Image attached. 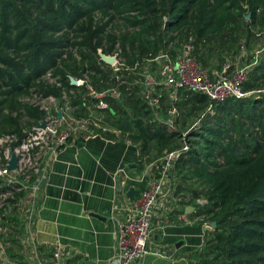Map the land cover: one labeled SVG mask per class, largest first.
I'll list each match as a JSON object with an SVG mask.
<instances>
[{
	"label": "trees",
	"instance_id": "trees-1",
	"mask_svg": "<svg viewBox=\"0 0 264 264\" xmlns=\"http://www.w3.org/2000/svg\"><path fill=\"white\" fill-rule=\"evenodd\" d=\"M231 27L264 33V0H0V138L15 137V147L27 139L44 116L31 103L35 98L65 96L73 117L86 119L87 91L73 85L71 76L89 70L96 74L93 81L103 78L89 62L96 56L106 66L100 51L114 55L120 47L132 62L142 63L161 52L162 35L204 41ZM74 50L89 62L87 68L80 67ZM131 87L128 96L127 86H121L123 106L109 100L110 108L103 112L104 123L120 135H102L137 146L140 160L154 164L158 176L163 156L188 144L177 166L198 185L191 204L208 202L190 217L217 223L206 233L207 247L195 264H264V94L234 97L209 110L207 96L181 89L177 105L182 116L171 129L153 119L139 88ZM243 87L246 92L264 90V45ZM168 108L164 104L165 112ZM203 113L200 126L192 129ZM9 193L19 196L12 186L0 188V195Z\"/></svg>",
	"mask_w": 264,
	"mask_h": 264
},
{
	"label": "built area",
	"instance_id": "built-area-1",
	"mask_svg": "<svg viewBox=\"0 0 264 264\" xmlns=\"http://www.w3.org/2000/svg\"><path fill=\"white\" fill-rule=\"evenodd\" d=\"M262 52L263 48L260 53ZM144 62L155 65L156 72L144 68L137 73L136 80L132 79L129 85L139 88L141 99L151 110L153 119L168 125L171 129L177 128V121L182 116L177 105L181 101L179 96L181 89L207 96L210 101L209 110L213 108V104L224 103L234 97L245 98L255 93L264 94V90L244 91L243 86L248 81L252 70L248 65L236 67L233 70H229L226 66L220 73H210L202 67L195 54L192 39L183 44L175 56L161 51L156 57ZM71 82L78 87H85L90 104L87 107L89 116L86 119L76 120L71 114L75 122L79 124L78 128L69 129L65 122L67 115L62 109H56L57 102L61 99L35 98L31 100V103L44 112L39 125L44 120L47 123L46 128L40 130L36 126L33 132L28 133L27 139L16 147L13 146V143L17 141L15 137L0 138V147L3 148V152L0 151V188L12 186L19 194L18 197L10 193L0 195V211H4L3 218L14 207H24L22 240L26 250L29 251V264H65L66 252L63 249L60 247L54 249L51 258L44 259L39 253L36 242L37 208L41 192L48 180L51 162L69 141L76 137L77 129L80 131L78 136L112 133L111 128L104 123L103 112L110 108L109 100L117 101L121 106L125 101L121 86L127 82L101 90L96 89L85 79L71 80ZM165 96L169 104L166 112L163 104ZM65 99L64 96L61 101L65 102ZM48 107H54L55 110L51 113ZM204 117L205 113L201 114L192 129L199 127ZM192 129L190 128L189 131ZM189 131L184 133L186 140ZM115 134L118 133L115 132ZM188 149V144L185 143L182 149L166 153L160 161L161 175L152 174L134 200L125 204L119 203L118 210L122 213V218L119 225L117 252L111 264H137L148 255L164 257L163 254L151 250L150 243L157 232L167 227L169 218L180 210V200L176 198L180 180L173 171ZM13 154L18 160L16 169L12 171L9 165ZM10 196L14 200L13 204L9 202ZM207 203L205 199L197 200L196 206L192 207V212L194 213L198 207H203ZM190 207L183 209L181 220H186L187 210ZM3 227L0 218V240L4 233ZM206 228L208 231L213 229L210 223H207ZM0 264L18 263L11 260L5 248H2Z\"/></svg>",
	"mask_w": 264,
	"mask_h": 264
},
{
	"label": "crops",
	"instance_id": "crops-1",
	"mask_svg": "<svg viewBox=\"0 0 264 264\" xmlns=\"http://www.w3.org/2000/svg\"><path fill=\"white\" fill-rule=\"evenodd\" d=\"M102 134L76 136L50 164L35 224L36 242L44 259L51 258L58 247L66 252L65 264H111L116 256L122 218L118 205L131 201L125 196L130 188L139 192L147 184L155 165L141 161L138 147L129 141L107 140ZM118 182L124 190L121 196L116 195ZM23 208L14 207L3 217L0 249L5 248L14 262L29 264V251L22 240ZM182 213L180 208L151 240L150 249L164 257L148 255L137 264L198 261V254L207 247L209 222L191 218L193 212L181 220Z\"/></svg>",
	"mask_w": 264,
	"mask_h": 264
},
{
	"label": "rangeland",
	"instance_id": "rangeland-1",
	"mask_svg": "<svg viewBox=\"0 0 264 264\" xmlns=\"http://www.w3.org/2000/svg\"><path fill=\"white\" fill-rule=\"evenodd\" d=\"M187 37L188 35L185 36L180 34H170L168 36L162 35L161 51L172 54L175 51L177 52L181 48V45L183 43L185 44L188 42V40L192 39L197 57L202 61V64H204V68L210 73H220L226 66L229 68V70H233L236 67L246 65L250 66L252 69L256 65L255 62L257 61V59H260V51L264 45V33L260 31L258 32L255 30H249L245 27L241 29L231 27L223 34L208 38L204 41H198L196 40V38L194 39V36L192 37V35H189L188 38ZM73 53L82 69L87 68L89 66V62H91L93 65H96L100 68L102 72L100 73L101 77H103L104 79L96 77L93 81L92 77L96 76L95 73H92L89 70L83 73L81 70L80 75L78 77L71 76V80L85 79L91 85L98 83L100 86L106 83V86L109 87L111 86V84L104 80L114 81L117 82V84L127 82L123 83L122 86H127V88L124 89V92L128 94V96L133 94L132 92H130V90L133 88L131 87V85H129V83L132 79L136 80L137 73H139L144 68L153 72H156L157 70L155 68V65L147 64L144 61L142 63L132 62L129 52L125 53L120 47H117L114 55H108L115 57L116 63L112 66H103L96 56H92L89 62H82L81 57L75 50L73 51ZM99 54L101 57V54L103 53L100 51ZM258 90L263 89L257 88L253 91ZM158 92L160 93V91ZM163 103L167 105L168 102L166 97L163 98ZM89 105L90 104L88 103V106ZM125 107L127 106L125 105ZM48 108L50 109L51 113L55 110L54 107ZM56 109H62L63 112L67 115L65 122L67 123V127L69 129H76L79 127V124H77L72 118V108L69 105L68 98L65 99L64 103L61 100L57 102ZM76 133V136L80 135V131L78 129ZM0 151L2 153L3 148L0 147ZM173 172L180 180L181 186H178V189L176 191V198L180 200L181 206L179 208L183 210L187 206H189L188 204H191L193 202V200L189 199V196H191L192 189H198V185L189 180V175L186 169L182 167V165L177 166L176 164L175 170ZM149 176H151V174Z\"/></svg>",
	"mask_w": 264,
	"mask_h": 264
},
{
	"label": "water",
	"instance_id": "water-1",
	"mask_svg": "<svg viewBox=\"0 0 264 264\" xmlns=\"http://www.w3.org/2000/svg\"><path fill=\"white\" fill-rule=\"evenodd\" d=\"M248 17H249V16H248ZM101 59H102L107 65H109V66H112V65L114 64V62H115V58H114V57H109V56H106V55H104V54H101ZM46 126H47V123H46V121L43 120V122H42L40 125H38V129L43 130V129L46 128ZM17 160H18L17 157L13 154V155H12V160L10 161V165H9V169H10V170L13 171V170L16 169V167H17ZM123 194H124L123 186L121 185L120 182H118V183L116 184V195L121 196V195H123ZM137 194H138V191H137L135 188H130L129 191L126 192L125 196H126L127 199H129V200L132 201V200H134V198H135V196H136ZM192 211H193V208H192V207H190V208L187 210L188 213H190V212H192ZM95 217L101 219L100 216H95ZM210 226H211L212 228H215V227L217 226V223H216V222H212V223H210ZM206 230L208 231V228H206Z\"/></svg>",
	"mask_w": 264,
	"mask_h": 264
}]
</instances>
